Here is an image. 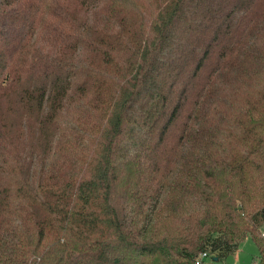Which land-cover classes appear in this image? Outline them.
I'll return each mask as SVG.
<instances>
[{
	"label": "trees",
	"instance_id": "trees-1",
	"mask_svg": "<svg viewBox=\"0 0 264 264\" xmlns=\"http://www.w3.org/2000/svg\"><path fill=\"white\" fill-rule=\"evenodd\" d=\"M263 222L264 0H0V264H264Z\"/></svg>",
	"mask_w": 264,
	"mask_h": 264
},
{
	"label": "rangeland",
	"instance_id": "rangeland-1",
	"mask_svg": "<svg viewBox=\"0 0 264 264\" xmlns=\"http://www.w3.org/2000/svg\"><path fill=\"white\" fill-rule=\"evenodd\" d=\"M258 251L252 239L246 237L233 254L226 258L219 259L215 264H253L254 258H257Z\"/></svg>",
	"mask_w": 264,
	"mask_h": 264
},
{
	"label": "built area",
	"instance_id": "built-area-1",
	"mask_svg": "<svg viewBox=\"0 0 264 264\" xmlns=\"http://www.w3.org/2000/svg\"><path fill=\"white\" fill-rule=\"evenodd\" d=\"M195 264H215V261L207 252H201L194 260Z\"/></svg>",
	"mask_w": 264,
	"mask_h": 264
},
{
	"label": "crops",
	"instance_id": "crops-1",
	"mask_svg": "<svg viewBox=\"0 0 264 264\" xmlns=\"http://www.w3.org/2000/svg\"><path fill=\"white\" fill-rule=\"evenodd\" d=\"M260 231H261L262 234H264V222L260 226Z\"/></svg>",
	"mask_w": 264,
	"mask_h": 264
},
{
	"label": "water",
	"instance_id": "water-1",
	"mask_svg": "<svg viewBox=\"0 0 264 264\" xmlns=\"http://www.w3.org/2000/svg\"><path fill=\"white\" fill-rule=\"evenodd\" d=\"M213 260H218V258L217 257H213Z\"/></svg>",
	"mask_w": 264,
	"mask_h": 264
}]
</instances>
